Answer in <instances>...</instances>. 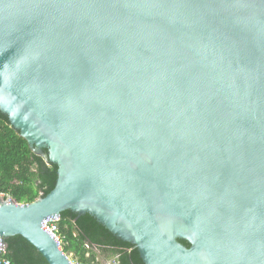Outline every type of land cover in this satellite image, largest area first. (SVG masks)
Segmentation results:
<instances>
[{
	"label": "water",
	"instance_id": "water-1",
	"mask_svg": "<svg viewBox=\"0 0 264 264\" xmlns=\"http://www.w3.org/2000/svg\"><path fill=\"white\" fill-rule=\"evenodd\" d=\"M0 111L58 167L0 198L7 250L73 264L71 211L144 264H264V0H0Z\"/></svg>",
	"mask_w": 264,
	"mask_h": 264
},
{
	"label": "trees",
	"instance_id": "trees-1",
	"mask_svg": "<svg viewBox=\"0 0 264 264\" xmlns=\"http://www.w3.org/2000/svg\"><path fill=\"white\" fill-rule=\"evenodd\" d=\"M58 178V167L48 164L32 152L0 111V194L10 196L16 203L27 205L53 191ZM62 250L78 264H94L93 249L111 252L118 264H144L138 250L113 235L91 215L78 216L66 211L58 223ZM11 264H48L44 257L23 237L6 240ZM190 247L186 241H181ZM79 259V260H76Z\"/></svg>",
	"mask_w": 264,
	"mask_h": 264
},
{
	"label": "built area",
	"instance_id": "built-area-1",
	"mask_svg": "<svg viewBox=\"0 0 264 264\" xmlns=\"http://www.w3.org/2000/svg\"><path fill=\"white\" fill-rule=\"evenodd\" d=\"M0 198H11L10 196H7L5 194H0ZM12 199V198H11ZM13 200V199H12ZM59 220H48L45 222V227L59 242L61 248H62V237L60 234L58 223ZM73 264H78L77 262L72 261ZM0 264H11V260L8 258V250L5 247L4 240L0 238Z\"/></svg>",
	"mask_w": 264,
	"mask_h": 264
},
{
	"label": "rangeland",
	"instance_id": "rangeland-1",
	"mask_svg": "<svg viewBox=\"0 0 264 264\" xmlns=\"http://www.w3.org/2000/svg\"><path fill=\"white\" fill-rule=\"evenodd\" d=\"M93 252L96 259L94 264H118L117 262L118 258L115 255H113L111 252H103L101 249H98L97 247L93 249ZM70 258H72V256H70Z\"/></svg>",
	"mask_w": 264,
	"mask_h": 264
}]
</instances>
